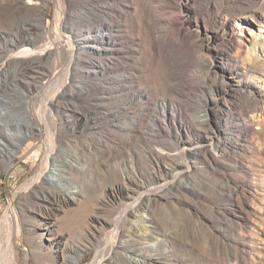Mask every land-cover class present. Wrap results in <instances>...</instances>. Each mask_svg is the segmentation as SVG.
<instances>
[{"label":"rangeland","instance_id":"rangeland-1","mask_svg":"<svg viewBox=\"0 0 264 264\" xmlns=\"http://www.w3.org/2000/svg\"><path fill=\"white\" fill-rule=\"evenodd\" d=\"M64 2L65 12L75 9L77 3L85 4V0ZM17 6L18 9L11 0H0V30L5 27L15 30L13 33L16 34L18 24L29 19L44 23L48 31L65 21L61 17L62 7L55 2L43 14H36L32 6L29 12ZM127 9L129 13L122 24L127 30L124 33L138 46L131 65L139 67L143 75L141 96H137L136 102L145 98V102L153 107L159 99L169 97L179 101L191 114L196 113L205 106V95L200 90L205 83L216 79L225 83L231 81L230 72L222 69L220 58L234 53L239 64L245 63L264 73V45H257V41L264 42V38H257V35L264 37L260 31L264 27V0H245L243 3L237 0H133ZM163 13L166 16L163 17L173 19L174 24L166 28L168 40L157 36L153 29L155 19ZM247 15L250 18L243 19ZM222 22L227 23L225 32L221 28ZM52 46L47 44L48 48ZM92 52L102 54L101 51ZM111 53L122 55L124 52ZM2 62L0 56V67ZM47 62L51 70L61 69L59 76L43 81L41 91L28 93L27 98L22 94L28 92L25 85L14 86L13 61L6 73L0 74V108L4 106L17 113L12 114L14 119L8 115L5 120L18 121L21 125L13 129L26 131L21 113L23 107L19 108V105L28 102L42 127V132L25 133L20 147H15L16 155L5 165H0V244L11 240L9 223L14 224L13 244L18 264H55L49 257L42 231H31L39 219L31 211L41 202L37 197L42 196L40 192L36 193L33 185L45 168L52 166L51 157L71 156L87 169L77 172L73 168L76 171L65 174L67 185L74 187L78 182L75 186L79 187L82 206L76 208L78 210L59 213L53 232L66 233L71 244L82 248L72 255L81 264H91L111 243L113 227L106 221L117 222L125 206L121 194L113 190L114 185L123 183L124 186L126 174L139 184L144 180L141 170L146 166L144 158L148 152L141 137L147 131L150 116L143 111L127 115L130 130L122 128L126 124L117 126L112 120L100 130L87 127L84 130L85 112L98 100L83 94L71 105L84 120L78 130L70 128L58 105L67 109L65 104L70 101L64 99L63 92L68 89L70 100H75L77 90L71 91L76 88L67 83L66 67ZM243 80L247 78L243 77ZM261 86V89L243 90H230L225 86L226 96L219 104H213L209 114L214 125L223 128L227 118L232 116L246 121V131L239 133L236 144L230 146L226 156L216 157L207 153L206 147L200 149L199 157H190L185 173L168 190L165 189L161 194L163 197H151V208L146 214L153 221L147 228L136 223L133 216L121 224L123 230L137 229L150 241L158 242L155 246L162 254L161 261L170 263L163 254L170 250L171 264H264V84ZM129 103L126 101L125 107ZM178 136L189 142L199 139L194 128L185 129ZM200 141L201 146L207 144ZM242 144L244 148H241ZM156 175L160 177V173ZM48 177L58 178L57 173ZM94 215L103 217L104 223L99 232L92 233ZM1 236L6 239L9 236L8 241ZM35 252H40L39 256Z\"/></svg>","mask_w":264,"mask_h":264},{"label":"bare ground","instance_id":"bare-ground-1","mask_svg":"<svg viewBox=\"0 0 264 264\" xmlns=\"http://www.w3.org/2000/svg\"><path fill=\"white\" fill-rule=\"evenodd\" d=\"M11 1L17 9V4L20 5L19 9L22 7L27 11H30L32 6L36 14L46 13L49 5L55 2L62 7L63 16L61 17L65 20L63 22L60 20L61 23L56 29L48 31L43 25L44 23H34L29 19L22 20L18 24L16 34L13 33L15 30L5 27L0 30V42L2 43H0V56L3 61L0 74L6 73L9 64L13 61L14 86L19 88L25 85L28 88V92H22L23 98L30 96L28 93H39L43 81L48 82L50 79L59 76L60 68L58 70L56 67V70L53 71L46 65L47 61H53L56 66L59 64L64 68L66 67L65 73L68 72L67 83L70 87L76 88L71 89V91L77 90L74 93L77 95L74 97L75 100H70L68 89L63 92L64 99L70 101L65 104L67 109L58 105L60 113L65 116V122L70 128L72 126L73 129L78 130L85 116L84 130L85 127L91 130H100L110 120L117 123V126L126 124V127L122 128L130 130L132 128L129 129L127 126V115H136L139 111H143L150 116L147 131H144L143 137H141L148 152L144 158L146 166L144 163L145 168L141 170L145 176L144 180L141 181L142 184H139L133 177L126 174L124 180L127 182L124 183V186L123 183L114 185L113 190L121 194L125 206L120 212V218L116 217L117 222H114V219L115 224L106 221V224L113 227L111 243L106 245L104 251L91 264H171L170 250L163 252L166 260L170 261V263H165L160 260L162 254L155 246L158 242L150 241L137 229L123 230L120 226L128 221L129 216H133L136 223H142L147 228V225L153 221V218L146 214L151 208V197H163L161 194L164 193L165 189L168 190L185 173L189 166L190 157L200 155L198 152L200 149L206 147L207 153L216 157L226 156L230 146L236 144L239 133L246 131V121H243L241 117L232 116L227 118L226 125L221 128L219 125L213 124L209 112L214 103L219 104L226 96L225 86L230 90L261 89V85L264 84V73L245 63L239 64L238 56L234 55L235 53L226 55L220 58L221 66L224 71L230 72L229 79L231 81L225 83L223 80L216 79L211 83H205L200 89L205 95L203 109L191 114L189 109L181 107L179 101L169 97L159 99L153 107H150L145 102V98H140L141 100L138 102L135 101L141 93L139 90L143 75L139 71V67L131 65L136 52H138V46L130 42L129 38L131 37L124 33L127 31L126 26L122 25L129 13L127 8L131 7L133 0H85V4L77 3L75 9L69 12H65L64 0ZM237 1L243 3L245 0ZM97 14L100 15L97 16ZM163 16L165 14L155 19L153 29L157 36L163 40H168L169 35L166 28L172 27L173 19ZM40 18L42 19V17ZM247 18L250 16L243 17V19ZM226 22L221 23L224 32L227 30ZM261 29H263L260 30L261 33L264 34V27ZM179 31H181L180 28ZM257 38L264 37L257 35ZM47 44H52V48H48ZM259 44L262 46L264 42L259 43L257 41V45ZM88 48L101 51L102 54L94 55L92 50H87ZM118 51L124 53L122 55L111 53ZM235 62L238 65H235ZM243 77L247 80H243ZM83 94H89L90 97L98 100V103L90 107L84 116L76 109H72L75 107L71 105L80 98L79 95L82 96ZM126 101L130 102L128 107L124 105ZM19 106V108L23 107L21 113L23 112L25 120L23 123L26 125V131L21 130L20 132L13 129L14 126L21 125L17 123L18 121L15 123L13 120L15 116L13 118L12 114L17 113L4 106L0 108V130L3 133V137L0 138V156L2 158L0 165H5L7 160H11L16 155L15 147H20L25 139V133L34 130L42 132L41 122L32 113L29 103L25 102L23 106ZM8 115H12V121L5 120L9 117ZM193 128L198 132L199 139L204 140V143L207 144L201 146L199 139L197 142H189L183 136H178L185 129ZM240 146L241 148L245 147L244 144ZM50 162L52 166L48 165L44 172L40 176L38 175V181L33 185L36 193L40 192L42 196L37 197L41 202L37 208L31 211L39 218L38 224L32 225L34 228L31 231L38 229L42 231V238L45 237L46 246L50 252L49 257L53 258L55 264L56 259L57 264H81L80 260L72 254L82 248L71 244L66 233H54L53 227L56 226L59 213L67 212V210H78L76 208L82 206V202L79 200V190L77 191L79 187L75 186L78 182L74 187L67 185L65 174L69 171H76L73 168H76L77 172L85 171L86 165L75 161L71 156L64 158L53 156ZM157 172L160 173V177L156 175ZM51 173H57L58 178L50 179L48 175ZM94 216L96 217L92 219L94 225L93 230L91 229L92 233L98 231L104 223L102 216V219L100 216ZM9 224L8 235H10L11 240L8 241L9 236L8 239L1 236L8 242L7 244L3 242L0 244V264H18L19 262L13 244L15 227L14 224ZM39 253L35 252L38 256Z\"/></svg>","mask_w":264,"mask_h":264}]
</instances>
